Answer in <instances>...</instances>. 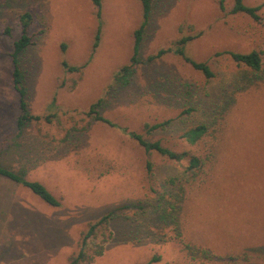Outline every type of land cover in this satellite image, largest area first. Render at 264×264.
Returning <instances> with one entry per match:
<instances>
[{
    "label": "rangeland",
    "instance_id": "obj_1",
    "mask_svg": "<svg viewBox=\"0 0 264 264\" xmlns=\"http://www.w3.org/2000/svg\"><path fill=\"white\" fill-rule=\"evenodd\" d=\"M219 1L153 0L140 64L121 84L115 75L133 55L139 0H102L100 17L91 0H0V143L11 138L0 165L61 201L50 206L0 178V264H71L91 224L126 205L94 242L106 241L104 254L82 264H264V20L231 14L234 0L223 11ZM246 4L264 17V0ZM26 12L35 41L20 56L27 101L52 122H33L15 139L10 55ZM187 36L196 37L187 55L207 62L213 78L174 53ZM163 49L171 52L148 61ZM252 51L262 54L261 72L227 54ZM64 60L81 70L67 72ZM100 99L101 114L120 128L86 115ZM197 125L208 132L191 146L183 134ZM121 128L190 151L202 166L192 173L186 162L148 154Z\"/></svg>",
    "mask_w": 264,
    "mask_h": 264
},
{
    "label": "trees",
    "instance_id": "obj_2",
    "mask_svg": "<svg viewBox=\"0 0 264 264\" xmlns=\"http://www.w3.org/2000/svg\"><path fill=\"white\" fill-rule=\"evenodd\" d=\"M94 6L97 9L98 17L101 16L102 0H91ZM142 5V21L139 28L134 32V45H133V55L130 61V64L123 66L115 75L116 83L128 84L135 74L134 67L140 64V50L141 43L143 39V32L146 27V24L149 20V15L152 9L153 0H139ZM226 0H220L219 6L221 10H225ZM261 6H251L246 4V0H234V5L231 9V14H245L251 17L256 22H262L264 20L263 15H261ZM20 26H21V35L14 42L13 52L11 53L12 60V82L13 88L16 91L19 98V116L17 118L16 133L14 138H20L23 135L25 128L33 122H39L44 118L41 116L33 115L30 111V105L27 101V89L24 84V77L20 68V56L32 45L35 44L34 35L31 33V27L33 25L34 17L31 13L26 12L20 16ZM5 34H11V28L5 29ZM101 36V23L97 31V35L94 43V50L99 46ZM196 37L187 36L182 37L176 44L174 53L184 59L189 63L195 70L200 71L206 78H213L215 76L211 67L207 62H199L192 59L186 53V46L192 42ZM65 48V45H63ZM171 50H160L157 54L148 57V61L153 62L170 53ZM231 58L236 61L238 64L245 66L253 72H261L263 66L262 54L257 51H252L251 53H236V52H227ZM63 66L67 72H79L81 67H74L68 64L65 60L63 61ZM103 99H100L98 102L92 104L86 115L92 116L93 119L97 122L107 124L110 127H119L114 122L110 121L104 117L99 111V107L102 105ZM52 117H45L46 122H52ZM171 123L166 121L164 123H156L153 125H147L145 130L147 133H152L159 129H163ZM120 128V127H119ZM123 129V128H121ZM124 132H128L126 128L123 129ZM208 132V127L206 125H197L183 134V138L191 145L198 146L202 138ZM128 134L137 141L146 151V153H157L161 156L168 158L169 160L177 162H186L187 170L195 173L197 169L201 168L202 159L199 156L192 154L190 151L177 152L174 151L163 144L162 141H148L145 139L144 135L138 132H128ZM10 141L11 138L5 139L0 143V151L6 148V144ZM148 171L152 172V164L148 163ZM0 178L9 180L15 184H18L26 189H29L33 194L43 200L50 206L60 207L61 201L41 182L31 181L26 178L23 174H20L12 169H9L5 166L0 165ZM131 208V205L122 206L118 209L112 210L107 215L101 217L96 223L91 224L86 233L82 237L81 249L77 256L72 260L71 264H82L87 262H93L95 258L102 256L105 251V243L96 244L95 240L99 237V232L101 230H109L110 222L114 219L119 211ZM109 236H112V232L109 233ZM105 238V235H102ZM109 237V238H110ZM108 238V239H109ZM107 239V238H106ZM107 239V240H108ZM155 258L153 261H150L148 264L156 261Z\"/></svg>",
    "mask_w": 264,
    "mask_h": 264
}]
</instances>
